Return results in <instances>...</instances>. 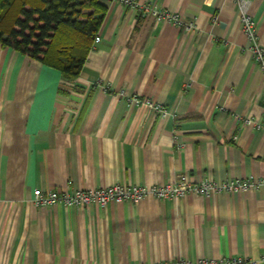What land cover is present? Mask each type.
Returning a JSON list of instances; mask_svg holds the SVG:
<instances>
[{
	"label": "crops",
	"instance_id": "0c3cea01",
	"mask_svg": "<svg viewBox=\"0 0 264 264\" xmlns=\"http://www.w3.org/2000/svg\"><path fill=\"white\" fill-rule=\"evenodd\" d=\"M136 1L193 27L103 0L72 82L0 45V264H264V187L105 208L31 201L34 189L264 178L261 74L234 1ZM246 1L264 46V0Z\"/></svg>",
	"mask_w": 264,
	"mask_h": 264
},
{
	"label": "trees",
	"instance_id": "16d2710c",
	"mask_svg": "<svg viewBox=\"0 0 264 264\" xmlns=\"http://www.w3.org/2000/svg\"><path fill=\"white\" fill-rule=\"evenodd\" d=\"M103 0H0V45L75 80L105 15Z\"/></svg>",
	"mask_w": 264,
	"mask_h": 264
},
{
	"label": "built area",
	"instance_id": "2783aa9c",
	"mask_svg": "<svg viewBox=\"0 0 264 264\" xmlns=\"http://www.w3.org/2000/svg\"><path fill=\"white\" fill-rule=\"evenodd\" d=\"M124 6H128L141 13L142 15H150L156 21L172 22L180 25L181 29L188 31L193 27L192 22L181 24L177 15L169 14L165 11L156 10L148 4H140L136 0H118ZM239 13L240 29L246 37L248 48L252 54L254 61L258 65L262 80V95L264 96V46L258 42L257 29L254 26L251 15L248 13V1L233 0ZM99 37L95 35L93 42H98ZM128 104L133 107L147 106L156 113L165 114L162 106L156 105L147 99H139L136 96L126 98ZM176 140V136L172 137ZM251 187H264V178H246V179H227L218 181L211 177H203L199 179L181 178L177 182H167L162 185H126L113 184L104 188L95 189H73L70 192L55 190L32 191L31 201L36 207L53 206L60 204L62 206H72L76 208H86L89 206H97L105 208L108 204L116 203H134L145 198H151L156 201H166L171 199L183 198L188 194H194L201 197H210L216 193L234 194L238 191H245ZM127 264H149L144 262H130ZM150 264H255L254 260L248 258H197L192 262L183 258H175L172 260L158 261Z\"/></svg>",
	"mask_w": 264,
	"mask_h": 264
}]
</instances>
